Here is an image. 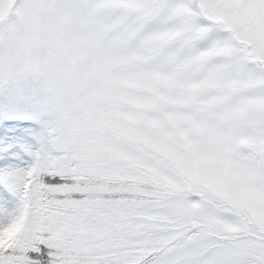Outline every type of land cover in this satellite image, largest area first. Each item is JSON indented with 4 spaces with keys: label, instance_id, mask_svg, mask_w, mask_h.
Wrapping results in <instances>:
<instances>
[{
    "label": "snow or ice",
    "instance_id": "6c2138e0",
    "mask_svg": "<svg viewBox=\"0 0 264 264\" xmlns=\"http://www.w3.org/2000/svg\"><path fill=\"white\" fill-rule=\"evenodd\" d=\"M24 72L63 111L0 160V264H264V0H0Z\"/></svg>",
    "mask_w": 264,
    "mask_h": 264
},
{
    "label": "rangeland",
    "instance_id": "374dc122",
    "mask_svg": "<svg viewBox=\"0 0 264 264\" xmlns=\"http://www.w3.org/2000/svg\"><path fill=\"white\" fill-rule=\"evenodd\" d=\"M62 111V99L45 74H0V115L8 124L0 140V159L17 158L19 153L12 152L13 148L26 155L30 146L47 142Z\"/></svg>",
    "mask_w": 264,
    "mask_h": 264
},
{
    "label": "clouds",
    "instance_id": "9594fccd",
    "mask_svg": "<svg viewBox=\"0 0 264 264\" xmlns=\"http://www.w3.org/2000/svg\"><path fill=\"white\" fill-rule=\"evenodd\" d=\"M21 31L25 32L26 34H28L30 39H34V33L36 32V27L33 25H27V24H22L21 25ZM33 54H38L40 51V45L38 42H36L33 46Z\"/></svg>",
    "mask_w": 264,
    "mask_h": 264
},
{
    "label": "trees",
    "instance_id": "16d2710c",
    "mask_svg": "<svg viewBox=\"0 0 264 264\" xmlns=\"http://www.w3.org/2000/svg\"><path fill=\"white\" fill-rule=\"evenodd\" d=\"M8 124H5V122L3 121L1 115H0V140H2V134L5 133L4 129L8 128L7 126ZM7 131V130H6ZM2 154V151H1V144H0V156ZM1 160V159H0Z\"/></svg>",
    "mask_w": 264,
    "mask_h": 264
}]
</instances>
